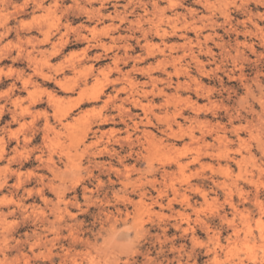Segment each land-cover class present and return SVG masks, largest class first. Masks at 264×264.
Segmentation results:
<instances>
[{
    "label": "rangeland",
    "instance_id": "rangeland-1",
    "mask_svg": "<svg viewBox=\"0 0 264 264\" xmlns=\"http://www.w3.org/2000/svg\"><path fill=\"white\" fill-rule=\"evenodd\" d=\"M159 1L0 0V264H264V0Z\"/></svg>",
    "mask_w": 264,
    "mask_h": 264
},
{
    "label": "bare ground",
    "instance_id": "bare-ground-1",
    "mask_svg": "<svg viewBox=\"0 0 264 264\" xmlns=\"http://www.w3.org/2000/svg\"><path fill=\"white\" fill-rule=\"evenodd\" d=\"M159 3H160V1L159 0H154V3H152L153 5H154V10L155 11H157V13H159V14H161V15H163V16H166V9L165 8H162V7H160V5H159ZM142 6V5H141ZM144 6V5H143ZM147 6V5H146ZM41 7V6H40ZM43 8V7H42ZM146 9V8H145ZM101 11V10H100ZM140 20H142V19H140ZM152 25V24H151ZM153 26V25H152ZM143 27V26H142ZM150 27V26H149ZM141 30V29H140ZM148 30H150L149 28H148ZM151 30H152V28H151ZM160 29L159 28H156V32H157V34H160L161 36H166V35H168V33L167 32H163V33H160V31H159ZM148 32V31H147ZM151 32V31H150ZM146 33V32H145ZM147 34V33H146ZM174 34V33H173ZM148 35V34H147ZM175 36V35H174ZM144 37H145V34H144ZM184 37V36H183ZM167 38H168V36H167ZM198 38V37H197ZM163 39V38H162ZM186 40H187V38H186ZM188 40H189V38H188ZM167 41V40H166ZM164 42H165V40H164ZM187 43V42H186ZM185 43V44H186ZM189 44V43H188ZM151 46V45H150ZM186 47H188V46H186ZM182 48V47H181ZM191 50V49H190ZM191 52H192V50H191ZM193 53V52H192ZM210 53H211V51H210ZM212 54V53H211ZM29 55V54H28ZM27 56V55H26ZM29 57H32V56H29ZM192 58H194V56L192 55ZM32 59V58H31ZM199 61V60H198ZM187 72V71H186ZM169 79L170 80H172V76H169ZM128 99H130V98H128ZM135 103L136 104H138V102H136L135 101ZM190 119V118H189ZM107 121V120H106ZM103 122H104V120H103ZM103 134V133H102ZM147 134V133H146ZM3 260V259H2ZM236 264V263H235Z\"/></svg>",
    "mask_w": 264,
    "mask_h": 264
}]
</instances>
